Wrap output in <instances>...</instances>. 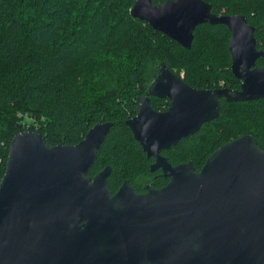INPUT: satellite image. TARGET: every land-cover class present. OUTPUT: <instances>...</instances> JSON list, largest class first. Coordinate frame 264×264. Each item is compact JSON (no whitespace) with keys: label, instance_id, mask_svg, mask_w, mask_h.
I'll return each instance as SVG.
<instances>
[{"label":"water","instance_id":"95a60500","mask_svg":"<svg viewBox=\"0 0 264 264\" xmlns=\"http://www.w3.org/2000/svg\"><path fill=\"white\" fill-rule=\"evenodd\" d=\"M135 1L134 18L188 49L199 24L228 25L232 72L241 88L195 89L159 65L139 114L126 121L154 158L152 171L162 167L172 179L146 195L127 181L113 196L109 165L89 177L111 122L92 126L71 146H49L38 130L20 131L11 139L0 183V264L11 249L25 248L54 253L59 264L70 261V222L73 233L91 236L90 252L80 257L92 264H264V150L257 139L246 134L217 148L200 173L192 161L174 166L161 155L219 118L221 99L264 100V68L255 65L264 53L257 50L255 27L242 14L216 15L204 0ZM157 96L172 100L168 112L152 109L150 99ZM81 221L88 224L82 231ZM125 224L138 236L122 233Z\"/></svg>","mask_w":264,"mask_h":264},{"label":"trees","instance_id":"16d2710c","mask_svg":"<svg viewBox=\"0 0 264 264\" xmlns=\"http://www.w3.org/2000/svg\"><path fill=\"white\" fill-rule=\"evenodd\" d=\"M167 0H154L164 4ZM177 1V0H173ZM216 15L242 14L264 48V0H204ZM135 0H0V183L11 139L21 125L37 129L49 146L76 145L103 121L113 124L90 176L106 166L111 191L151 174L147 157L126 121L165 64L193 88L221 83L237 88L231 72L228 25L199 24L190 49L134 18ZM264 66V58L258 60ZM153 98V108L163 107ZM219 119L203 125L170 151L173 164L192 161L201 170L216 149L253 135L264 150V100L224 101ZM22 113L33 118L21 124ZM20 117V119H19ZM26 129V127H25ZM24 129V130H25ZM27 131V130H26ZM156 187L165 182L161 175ZM142 190V189H139Z\"/></svg>","mask_w":264,"mask_h":264},{"label":"flooded vegetation","instance_id":"af4514ba","mask_svg":"<svg viewBox=\"0 0 264 264\" xmlns=\"http://www.w3.org/2000/svg\"><path fill=\"white\" fill-rule=\"evenodd\" d=\"M257 50L258 51H260V52H263L264 53V48L263 47H258V42H257ZM261 58H264V55H262L259 59H261ZM258 59V60H259ZM258 60H256V67H258V69H260V68H264V66H262V67H259L258 65H257V62H258ZM231 66H232V64H231ZM232 68H233V66H232ZM232 68H231V72H232ZM160 71H161V69L156 73V76L151 80V81H153L154 79H156V77L160 74ZM173 71V70H172ZM175 73V72H174ZM176 74V73H175ZM232 74H233V72H232ZM177 75V74H176ZM177 76H179V75H177ZM180 78H182L183 80H184V72L179 76ZM237 79V78H236ZM241 80V79H240ZM185 81V80H184ZM242 80L239 82V84H238V87L237 88H233V86L231 85V83H229L228 85L226 84V83H221L220 84V87H213L212 89H214V88H217V89H225V88H231V90H239L240 88H241V84H242ZM196 89V88H195ZM199 89H203V88H199ZM212 89H208V90H212ZM204 90V89H203ZM145 95V94H144ZM158 98H161V99H163V101H164V106L162 107H157V108H153V106L151 105V107H152V109L154 110V111H161V112H163V113H166V112H168L169 111V109L171 108V103H172V100L170 99V98H163V97H159V96H157ZM157 97H151V99H150V104H151V100L153 99V98H157ZM141 98H142V96H141ZM141 98H140V100H141ZM139 100V101H140ZM224 101H225V99H221V102H222V106H223V103H224ZM226 102V101H225ZM223 109V108H222ZM140 112V111H139ZM220 115H221V111H220ZM135 116V115H134ZM134 116H132V117H134ZM137 116V115H136ZM215 119H217V118H215ZM215 119H213V120H215ZM219 119V118H218ZM211 122H213V121H211ZM210 122V123H211ZM207 124H209V123H207ZM204 125H206V124H204ZM203 126V125H202ZM202 128V127H201ZM195 135V134H194ZM190 136V135H189ZM191 136H193V135H191ZM244 136V135H243ZM242 137V136H241ZM187 138V137H186ZM239 139V138H238ZM137 140V139H136ZM237 140V139H236ZM232 141V140H231ZM233 141H235V140H233ZM139 144V143H138ZM140 145V144H139ZM177 145V144H176ZM175 145V146H176ZM141 146V145H140ZM174 147V146H173ZM172 147V148H173ZM171 148V149H172ZM219 148V147H218ZM171 149H168V150H162L161 152H162V156H165V158L167 159V161L169 162V164L170 165H174V166H177V165H182V164H178V163H171L169 160H168V157H167V155H165L166 153H167V151H170ZM148 154V153H147ZM147 157L148 158H150L151 159V162H150V166H151V168H150V171H151V174H155V173H159V175H155L154 177H151V176H142V177H139L133 184H131L132 182L131 181H129V180H126V181H124L123 183H125V182H127V181H129L130 182V185H131V187H133L134 189H135V191L139 194V195H146L147 194V192H148V190H149V188H152V190H156V191H159V190H161L162 188H164L165 186H167L171 181H172V179H170L169 177H167L166 175H165V173H164V170L162 169V167H160V169H156V170H154V171H152V168H153V164L155 163V160H154V158H152V157H149L148 155H147ZM183 164H186V163H183ZM105 168V167H104ZM203 168V167H202ZM201 168V169H202ZM105 170V169H104ZM103 170V171H104ZM194 170H195V172L196 173H200L201 172V170H199V171H197L196 169H195V167H194ZM101 172V171H100ZM99 172V173H100ZM96 175V174H95ZM95 175H93V176H95ZM160 175L164 178V179H166L167 180V182H165L160 188H157L156 187V178L159 176L160 177ZM92 176V175H91ZM90 176V173H89V177H91ZM111 177V176H110ZM108 182H109V179H108ZM122 183V184H123ZM109 184H110V182H109ZM122 184L120 185V187L122 186ZM120 187H119V189H120ZM109 189H110V187H109ZM139 189H142V190H139ZM111 190V189H110ZM119 190H117V191H111L112 192V195L114 196L117 192H118ZM122 223V222H121ZM70 225H71V227H70V254H68V256H70V261H67L66 263H64V264H92V262L90 261V259L89 260H85V261H82V257H80V253H84L83 251H85V252H90V244L89 243H92V240H90V237L91 236H87V239L84 237V234H81L80 233V235H76L75 234V231H74V233L72 232V228H75L76 227V225H73V224H71V222H70ZM86 226H88V224H87V222H84V221H81V222H79V229L82 231L83 230V228H85ZM124 228V229H123ZM120 229H121V232L122 233H125L126 235H129V236H133V237H135V236H138V234H133V232H132V228L131 227H128V226H126V224L125 225H121V227H120ZM87 230V229H86ZM123 230V231H122ZM134 231V230H133ZM128 232V233H127ZM93 238V237H92ZM138 241L139 240H136L135 241V244L136 245H138ZM18 252V253H17ZM19 252H22V254L21 253H19ZM10 256L8 257V262L6 263V264H59L58 262H57V260H56V256H55V254L53 253H49V254H46V255H44L43 253H39V254H34V253H32V250L30 249V248H25V249H23L22 251H20V250H16V249H11L10 250V254H9ZM79 258V259H78ZM45 259V260H44ZM88 259V258H87ZM99 262H97V259H95V263L94 264H98ZM150 264H155V263H152V262H150Z\"/></svg>","mask_w":264,"mask_h":264},{"label":"rangeland","instance_id":"374dc122","mask_svg":"<svg viewBox=\"0 0 264 264\" xmlns=\"http://www.w3.org/2000/svg\"><path fill=\"white\" fill-rule=\"evenodd\" d=\"M19 119H20V117H19ZM30 122H31V121L25 119V117H23L21 120H19L20 125H21V124H24V123H25V124H28V123H30ZM29 125H30V124H29ZM31 127H32V126H31ZM31 127H30V129H29L30 131H32V128H34V127L36 128V126H34V127H32V128H31ZM20 129L24 131L25 126L22 127V125H21V128H20ZM25 130H27V127H26ZM35 130H37V129H35Z\"/></svg>","mask_w":264,"mask_h":264},{"label":"built area","instance_id":"2783aa9c","mask_svg":"<svg viewBox=\"0 0 264 264\" xmlns=\"http://www.w3.org/2000/svg\"><path fill=\"white\" fill-rule=\"evenodd\" d=\"M18 116H22L23 117L24 115L22 113H19ZM24 117H25V119H27L29 121H33V118L31 116L25 115ZM25 127H27V131H30L29 130L30 129V125H26Z\"/></svg>","mask_w":264,"mask_h":264}]
</instances>
